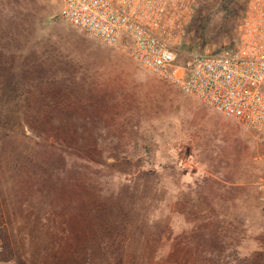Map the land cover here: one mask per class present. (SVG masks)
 Returning a JSON list of instances; mask_svg holds the SVG:
<instances>
[{
    "label": "rangeland",
    "instance_id": "374dc122",
    "mask_svg": "<svg viewBox=\"0 0 264 264\" xmlns=\"http://www.w3.org/2000/svg\"><path fill=\"white\" fill-rule=\"evenodd\" d=\"M247 0L178 46L233 49ZM0 0V261L264 264V137L61 16Z\"/></svg>",
    "mask_w": 264,
    "mask_h": 264
},
{
    "label": "built area",
    "instance_id": "2783aa9c",
    "mask_svg": "<svg viewBox=\"0 0 264 264\" xmlns=\"http://www.w3.org/2000/svg\"><path fill=\"white\" fill-rule=\"evenodd\" d=\"M204 0H63L61 16L186 95L264 137V0H247L235 48L191 53L178 46Z\"/></svg>",
    "mask_w": 264,
    "mask_h": 264
},
{
    "label": "crops",
    "instance_id": "0c3cea01",
    "mask_svg": "<svg viewBox=\"0 0 264 264\" xmlns=\"http://www.w3.org/2000/svg\"><path fill=\"white\" fill-rule=\"evenodd\" d=\"M0 264H14V263H12V262H2V261H0Z\"/></svg>",
    "mask_w": 264,
    "mask_h": 264
},
{
    "label": "trees",
    "instance_id": "16d2710c",
    "mask_svg": "<svg viewBox=\"0 0 264 264\" xmlns=\"http://www.w3.org/2000/svg\"><path fill=\"white\" fill-rule=\"evenodd\" d=\"M226 3L230 4L232 0H225Z\"/></svg>",
    "mask_w": 264,
    "mask_h": 264
}]
</instances>
